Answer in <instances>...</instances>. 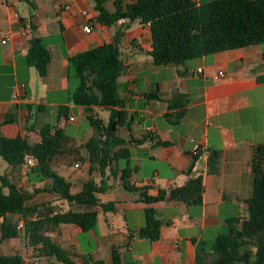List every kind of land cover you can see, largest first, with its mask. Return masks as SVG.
<instances>
[{
    "label": "crops",
    "instance_id": "1",
    "mask_svg": "<svg viewBox=\"0 0 264 264\" xmlns=\"http://www.w3.org/2000/svg\"><path fill=\"white\" fill-rule=\"evenodd\" d=\"M115 1L107 0L108 10L114 9ZM86 24L91 26L89 32L84 29ZM120 27L119 22L107 25L98 20L93 0H0V122L7 115L9 119L0 126V133L6 137L22 135L35 142L46 124L72 126L78 132V125L87 121V112L69 102L67 59L111 41ZM34 37L40 38L50 51L44 77L25 61L29 40ZM2 39L6 42L2 43ZM150 49L147 24L125 29L120 45L124 69L119 76V92L134 119L130 128L119 127L117 133L123 138H139L148 131L169 144L155 145L147 140L132 146L130 158L123 160L121 167H133L129 181L137 187H148L147 194L156 195L160 189L168 190L186 181L184 171L193 161L194 144H198L205 152L192 170L202 174V202L186 205L167 198L144 203L139 200V192L123 187L118 172L114 187L98 197L114 201L112 212L122 215L124 222H118L117 228L109 227L105 236L99 229L84 233L72 223L61 224L56 231L63 246L75 245L79 252L102 259L105 264H112L113 249L122 261L135 264H195V245L199 240H212L224 229L227 219L247 217L245 200L252 194L253 183L252 151L255 145L264 143V82L258 80L264 74L263 44L189 59L183 65L161 66L153 63ZM198 68L203 69L202 74L197 73ZM218 69L225 75L213 79ZM173 92L187 99L178 124H171L165 117L171 112L168 104ZM82 133L86 137L81 140L71 134L83 142L92 129ZM213 150L217 157L209 160L208 154ZM62 168L69 173L73 168L78 170L74 176H67ZM59 171L73 184L72 191H77L88 178V163L60 167ZM13 175L18 186L30 188L23 170H15ZM41 195L44 198L38 200ZM52 198L41 193L32 202ZM150 206L160 219L171 222L162 227L157 240L132 234L133 229L144 225V209ZM91 210L97 211L98 227L101 210L96 206ZM18 251L25 253L21 238L0 243V253Z\"/></svg>",
    "mask_w": 264,
    "mask_h": 264
},
{
    "label": "trees",
    "instance_id": "2",
    "mask_svg": "<svg viewBox=\"0 0 264 264\" xmlns=\"http://www.w3.org/2000/svg\"><path fill=\"white\" fill-rule=\"evenodd\" d=\"M93 1L100 22L111 25L120 18L127 22L111 41L67 59L69 102L87 112L91 135L79 142L66 128L52 124L43 125L39 140L33 143L22 135L6 137L0 133V157L8 165V170L0 174V243L21 238L25 246L24 255L0 253V264H105L102 259L79 252L75 245L63 246L56 231L66 223L79 226L84 233L96 231L97 211L91 207L115 210L114 201H102L98 194L114 187L118 172L123 187L139 192V200L144 203L168 198L186 205L201 204L202 174L192 170L205 152L201 146L191 152L193 161L184 171L186 181L168 190L160 189L156 195L147 194L148 187H137L129 181L133 167H121L120 161L130 158L132 146L147 140L155 145L169 144L148 131L139 138H123L117 133L119 127L130 128L134 119L119 92V76L124 69L120 45L125 29L134 24L149 26L148 54L157 66L183 65L189 59L264 44V0H116L112 11L106 6L107 0ZM262 57L264 60V52ZM50 58V51L40 38L29 40L25 61L39 76L47 74ZM258 80L264 82V74ZM186 101L185 95L172 93L168 104L171 112L165 114L171 124L180 122ZM94 108L108 110V120H103ZM8 121L7 115L0 126ZM216 157L215 150L208 154L209 160ZM85 162L88 178L79 190L72 191L73 184L59 168ZM18 169L23 170L29 189L13 180ZM251 171L252 194L245 200L247 217L227 219L224 229L212 240H199L195 245V264H264V143L253 147ZM41 193L54 198L32 202ZM144 217V225L132 231L140 238L157 240L162 227L171 223L160 219L151 206L144 209ZM19 222L23 227H18ZM111 255L112 264H135L122 261L114 249Z\"/></svg>",
    "mask_w": 264,
    "mask_h": 264
},
{
    "label": "rangeland",
    "instance_id": "3",
    "mask_svg": "<svg viewBox=\"0 0 264 264\" xmlns=\"http://www.w3.org/2000/svg\"><path fill=\"white\" fill-rule=\"evenodd\" d=\"M95 111L97 112V114L103 120H105V121L108 120V117H109V111L108 110H106V109H100V108H95ZM135 121L139 122V119H136ZM78 127L80 128V130L78 132H76L77 130H75L72 126H67L66 129H67V132L73 133L75 136L80 137L78 139H80V140L81 139H84L83 137H86V136H84L85 133H82V131L84 129L87 130V128L88 129H91V128L89 127L87 121H84V123L81 124V125H78ZM81 133H82V135H81ZM33 142H34L33 140H30V143H33ZM140 153H142V149L141 148L138 151V154H140ZM120 163H121V165H124L125 164L124 161H122V160L120 161ZM6 170H8V165L3 160V158L0 157V174L5 173ZM77 170H78V168L77 169L76 168L75 169L73 168V171H71L69 173L67 171V169L62 168L61 169V172L63 174H67V176H71L72 174L76 173ZM72 176H74V175H72ZM75 184L79 185V182L76 181ZM79 187H80V185H79ZM42 198H44L43 195L38 196V200H40ZM118 222H124V219L122 218V215H115V213H113L112 211H101L100 212V215L98 216V227H97V229H99L100 233L105 236V235H108V233L110 231L109 227H115V228H117L116 225H119ZM17 253H20L21 255L23 254L22 251H18Z\"/></svg>",
    "mask_w": 264,
    "mask_h": 264
},
{
    "label": "built area",
    "instance_id": "4",
    "mask_svg": "<svg viewBox=\"0 0 264 264\" xmlns=\"http://www.w3.org/2000/svg\"><path fill=\"white\" fill-rule=\"evenodd\" d=\"M83 14H87V12L86 11H83ZM117 22H119L121 25H124L126 22H127V20L125 19V18H120ZM84 29H85V31L86 32H89L90 30H91V26L89 25V24H86L85 26H84ZM6 35V37L8 36V34H5ZM1 42L2 43H5L6 42V40L5 39H2L1 40ZM197 73H199V74H202L203 73V69L202 68H198L197 69ZM224 75H225V72L223 71V70H221V69H218L213 75H212V78L213 79H220V78H222V77H224ZM14 97H16V93L14 94ZM148 130H151V128H147ZM198 144H194V146H193V150L192 151H195L197 148H198ZM28 163H31V161L30 160H28ZM76 166H77V164H75ZM18 227H23V224H22V222H19L18 223Z\"/></svg>",
    "mask_w": 264,
    "mask_h": 264
}]
</instances>
